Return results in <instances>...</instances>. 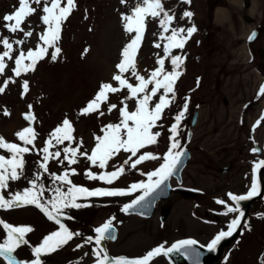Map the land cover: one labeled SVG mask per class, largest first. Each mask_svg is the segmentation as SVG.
Listing matches in <instances>:
<instances>
[{
  "label": "rangeland",
  "instance_id": "obj_1",
  "mask_svg": "<svg viewBox=\"0 0 264 264\" xmlns=\"http://www.w3.org/2000/svg\"><path fill=\"white\" fill-rule=\"evenodd\" d=\"M179 1L182 0H162L165 11L175 17L169 26V30L172 27L180 28L179 24L186 22L189 27L194 26L196 31L183 48L186 51L182 55L183 63L180 69L182 74L175 82V90L177 89L175 99H178L177 94L179 92L189 91L194 83L198 81L202 83L201 88L194 92V104L189 108L187 120L183 116L180 121L188 124L196 107L195 102H197L200 106V115L190 143L193 158L189 161L184 176H186L188 183L204 187L207 190L213 189L215 185H220L225 178H229L231 183L236 185L239 180L244 179L243 172L252 173L251 167H248L251 164H244L246 158L244 156H249L252 159V164H254L255 159L259 160L260 156L264 154V120L261 119L264 117L263 95L257 94V103L245 108V103L258 90L259 80L264 75V61L258 65L262 74L254 65L258 60H262L257 51L259 48H264V28L259 39L252 45L254 48L252 55L247 49L245 39V35L251 26L260 20L264 21V0H249L248 5L251 3L249 8L243 5V0H190V2L187 0L192 10L191 17H185L174 8ZM141 2L142 0H123V2L122 0H74L71 13L62 22L60 39L54 45L48 46L44 45L39 37L47 31V25L42 20L43 15H45L43 7L45 3L50 6L51 0H41L40 4L31 0V6L36 9V12L22 23L21 27L24 31L18 30L15 33L9 31L5 26L9 22L4 21L3 16L12 13L14 8H18V0H0V55L7 51L2 43L3 39H8L9 43L12 44L11 58L5 57L6 67L3 73H0V81L2 79L5 81L3 95H0V137L8 143H16L22 147L26 146L35 150V152H26L33 159V161L29 160L30 163H37L38 157L44 154L42 149L51 138V133L58 126H61L65 119L71 122L74 129L72 132L74 139L64 141L63 144L72 148L79 147L78 154L82 157L77 162L78 167L75 172L87 163L95 174L110 172L115 170L114 166H119L123 164L125 159H128L130 153L121 150L117 156L108 162L106 169H100L98 165H92L87 157L82 155V153L91 155V151L96 145L95 137H97L93 134L94 129L102 120L118 112L119 108L123 106L121 100L130 94L128 90L109 93L107 103L117 105V109H113L111 112L108 111L107 104L103 103L99 110V112L104 113L103 115H100L99 112L81 114V110L94 98L103 83H111L114 87H119V82L115 81L113 77L119 74L117 65L123 59V49L136 35L135 32L126 30V22L123 16L130 15L132 9ZM66 3L67 0H62L61 6H66ZM252 7H255L254 12H251ZM243 14L251 16L250 22L245 20ZM162 17L163 14L161 17H148L146 19L143 39L135 55V69L146 79L147 73H151L154 68L159 67L158 59L165 56L164 45L167 41L161 40L160 36L161 34L167 36L169 32L164 33L159 24ZM29 31L32 32V36L25 35ZM17 41H23V43H17ZM156 43H159L161 47H155ZM41 46L46 47L47 52L42 59L37 61L34 70L21 72L17 76L14 71L15 60L19 57L20 52L23 51L27 54L28 51H35ZM57 47L61 50L58 54L55 53ZM53 55L56 56L55 59L52 58ZM165 62L169 63V58H166ZM24 63L28 64L31 61L25 60ZM123 76L134 85L139 83L136 77L132 75L131 69ZM25 81L28 83L27 92L24 91L23 87ZM0 87H2L1 82ZM151 88L149 87V90ZM156 102H158V97L153 98L152 103L155 104ZM127 104L129 111L135 109L134 100H128ZM180 112L182 109L178 111L176 116ZM28 115H32L33 119H27ZM173 118L172 122L175 123V117ZM255 118L261 120L260 126L255 131L258 135L257 138L261 140L262 154L260 155L252 152L247 153V147L250 145L248 135L250 137L252 135L251 126ZM164 121L166 123L165 119ZM27 127L33 128L36 134L33 144L29 145H25L16 135ZM155 129L156 131L161 129L159 131L163 138L161 150L166 144L170 147L172 133L170 134L169 130H165L164 126L159 124ZM186 131L187 127L184 136ZM80 141L83 143L80 144ZM185 142L184 139L180 148ZM54 143L55 140L53 139ZM54 148L53 146L50 147L49 151L64 152L62 147L57 149L54 146ZM180 148L176 151H179ZM147 152H152L155 155L159 153L160 155L157 156L160 159L144 161L136 168H131L132 161H129V164L124 165L125 172L117 182L128 180L130 175H135L140 168L159 167L160 160L165 153L157 152V149H148ZM26 153L23 154V169L17 170L20 176L22 173V178L25 180L19 181V178L18 185L19 182L25 184L32 180H41V175H38L37 171L27 170ZM0 156L10 159L12 154L8 149L0 148ZM59 158L55 159L56 163H59ZM132 160L135 158L132 157ZM231 162L234 165L231 170L225 173L220 171L221 168L226 167ZM61 166L62 164H59L58 169L49 168L44 176L49 175L50 169L57 173V176L62 175L67 170L65 169L66 165ZM35 167L36 165L33 166V169ZM69 175L72 173L69 172ZM69 179L75 181L73 178L69 177ZM45 188H49L45 190L50 192V183L47 182ZM4 192L0 190V194L2 193L6 199H11L12 194L8 195L7 192ZM166 203L167 201L160 202L158 211ZM169 204L173 205V209L168 220V226L178 228L177 235H196L198 232L208 230L202 229L204 226L197 221L198 219L188 215V210L193 204L191 200L174 196ZM180 205L185 207L179 209ZM18 208V206H14V210ZM254 208L257 209L254 212L255 215L257 214V218L264 215V197L257 201ZM4 214L5 212H2V216ZM35 218L41 224L40 220H37L39 216ZM187 219L192 222H186ZM49 220L50 235L52 232L58 231L60 225L55 220ZM157 222L156 216L147 221L131 219L125 225L121 236L124 238L115 245L116 251L138 253L140 248H149L152 244L160 241L162 235L158 231ZM254 222L256 224V221ZM257 224V235L247 237L243 242L242 249L236 254L235 252H227L223 262L220 263V260L219 264H237L235 262L238 259L240 260L238 264H264V244L260 238L264 235V220L259 221L258 218ZM45 228L48 229L49 225H46ZM37 232L41 234V228ZM164 235L171 239L172 236L168 233V227ZM133 236L140 238L134 240L132 239ZM125 238H128L125 241L127 243L122 245L125 243ZM4 239H7V236ZM69 243L64 248H68ZM73 243L69 246H72ZM18 247L24 252H29L27 243H21ZM59 249L51 253L57 254ZM74 254L77 253L71 252V256ZM255 261L257 263H254ZM154 264H164V261L160 259Z\"/></svg>",
  "mask_w": 264,
  "mask_h": 264
},
{
  "label": "snow or ice",
  "instance_id": "obj_2",
  "mask_svg": "<svg viewBox=\"0 0 264 264\" xmlns=\"http://www.w3.org/2000/svg\"><path fill=\"white\" fill-rule=\"evenodd\" d=\"M36 4H40L41 0H34ZM123 2V0H122ZM190 2V0H188ZM62 0H51L50 6L45 3L43 7L42 20L45 25H47V31L40 35L39 39L43 41L44 45L52 46L60 39L62 22L67 19L69 14L74 7V0H67L66 6H61ZM18 8H14V11L3 16V20L7 23L5 26L9 31L15 33L18 30L24 31L21 27L22 23L27 17L36 12V9L31 6V0H18ZM163 17L159 20V24L163 29L164 33L169 32V26L174 20V15H170L165 11L163 7L162 0H142L141 3L137 4L131 11L130 15H124L123 19L126 22L125 27L128 32H135V37L131 40L129 44L123 49V59L117 65L119 69V74L115 75L113 79L119 82V87H114L111 83H103L99 91L96 93L93 99H91L87 105L81 110V114H89L93 112H99L101 104H107L108 111L111 112L113 109H117L116 104L107 103L109 100V93H118L127 89L130 93L123 100H121L122 107L119 108L120 121L119 123H109L103 129L104 135L95 137L97 143L91 151V155L87 153H82L91 162L92 165H98L100 169H106L108 162L117 156L121 150L131 155L128 159L123 161V164L119 166H114V171H105L100 174H95L91 171L86 173V176L90 180H100L107 184H112L114 181L118 180L125 172L124 165L131 162L130 167L136 168L137 165L141 164L147 160H158L159 156L152 152H144L137 157V153L141 149H145L149 145H155L158 142V137L161 135L160 132L153 131V128L157 126V122L162 119L164 109L168 108L171 103V99L175 98L174 85L176 80L182 74L178 69L183 63V57L180 55L171 56V64L174 66L173 71L165 70V59L171 55L172 49H183L188 38L196 31L195 27L184 28H174L171 29V35L161 34L160 39L166 40L167 43L164 45L165 57L159 58L157 63L159 67L150 73L149 78H145L140 75L135 69V55L142 42L143 34L146 28V19L148 17L157 18ZM185 17H191V12H185L183 14ZM186 32V35H183ZM26 36H32V32L29 31L25 33ZM255 36V33H253ZM252 37H250L251 39ZM7 51H4L0 55V73H3L6 65L4 63L5 57L11 58L10 53L12 50V44L9 43L8 39H3ZM17 43H23V41H17ZM160 48L161 45L156 43L154 45ZM60 48L55 49V53L60 52ZM47 52L46 47H39L35 51H28L25 54L23 51L20 52L19 57L15 60V74L19 76L21 72H26L29 70H34L35 65L38 60L42 59ZM56 58L55 55L52 57ZM25 60L31 61V63H24ZM131 69L132 75L136 77L139 81L137 84H132L126 79L123 74ZM154 85L149 91L148 86ZM24 91L28 90L27 81L24 82ZM163 89V94L158 97V102L154 105L152 104L153 98L157 97ZM4 91L3 87H0V93ZM169 94H172L171 99ZM260 94L264 95V86L260 89ZM128 100L135 101V109L129 111ZM185 111L187 110V104L184 105ZM103 115V112H99ZM184 116V112H180L175 117V123L171 125L170 131L171 136V146L168 148L167 153L163 157V163L160 164L158 168L154 171L147 173L148 182L140 181L139 183H133L129 189L121 188H95L89 190L86 187L77 186L72 183L69 179V171H64L62 175L55 176L56 180L62 181L69 185L67 192L62 191L60 188L55 189L57 195L48 204L41 203L42 193L44 191L43 186L37 188L36 181H31L32 187L25 188L23 192H16L11 199H6L3 194H0V208H11L14 206H20L21 204H33L41 208L49 219L55 220L57 224L60 225L58 231L52 232L50 235L44 237L43 242L33 249L36 255V259L31 262V264H41L40 256L41 253H51L56 251L58 248L67 244L69 240L73 238L74 235H79V233H73L68 230L60 221V215L63 208H80L84 205L77 203L79 197H114V196H125L129 195L131 192L142 189L143 194L138 196L130 204H125L123 206V211L128 212L134 206L140 204L147 197H149L153 192H155L164 182L173 174L176 166L180 162V157L183 152L176 151L180 148L179 141L176 139L178 135V125ZM29 120L33 119L32 115L26 117ZM264 120V117H261ZM259 125V121L257 122ZM71 122L68 119L63 120L62 125L58 126L52 133L51 138L46 142V146L42 149L44 153L43 162L40 167L43 168L45 172L48 171L47 161L50 157L59 158L61 153L56 151L52 153L49 148L53 146V139L56 144H63L64 141H72L74 137L72 136ZM25 145L33 144L35 140V131L31 127L24 128L22 131L16 134ZM83 142L80 141V144ZM0 148H6L11 153L10 159H6L4 156H0V190L8 187V181L18 180L20 178V173L18 169H23L24 159L23 154L28 152L30 149L28 147H22L16 143H8L0 137ZM258 149L253 148L252 151L255 152ZM66 153L64 159L69 162V164H76L78 161L76 159L77 153L79 152V147L72 148L66 147L63 149ZM132 157H137L132 160ZM264 167V160H260L255 164V169L259 170ZM72 174L75 173V169H71ZM258 194V181H253L251 185V190L244 195H233L229 193L231 200L239 202L248 199L252 196ZM220 204H225V201H217ZM51 206V210L49 206ZM228 213H239V215L232 219L228 225L227 231H220L218 235L208 244L209 250L215 249L216 245L225 237L232 236L234 231L240 225L241 219L244 213L239 210L238 207H227ZM227 214V213H226ZM114 219V217H113ZM0 224H3L4 228L7 229V239L4 243L0 244V256H4L8 260V264H24L22 261H17L12 256L13 251L21 244L27 243L24 239L26 233L32 232L33 229L27 226L14 227L11 224L5 223L0 220ZM112 228V220L103 224L101 227L95 229L98 234L95 237V244L97 245V250L95 255L97 257L96 264H109V257L105 250L101 246V242L106 238L111 237L110 230ZM92 237H88L87 241L91 242ZM197 241L192 239L180 240L173 244L171 247L165 248L163 244L158 247L153 248L148 251L146 255L142 258L128 259L125 257H119L114 259V264H149L154 257L160 256L161 254L167 255L169 253L185 249V254H187V247L195 245ZM77 247H82V245H77ZM102 257V258H101Z\"/></svg>",
  "mask_w": 264,
  "mask_h": 264
},
{
  "label": "water",
  "instance_id": "obj_3",
  "mask_svg": "<svg viewBox=\"0 0 264 264\" xmlns=\"http://www.w3.org/2000/svg\"><path fill=\"white\" fill-rule=\"evenodd\" d=\"M263 168V167H262ZM261 168V169H262ZM257 172H260V169L257 170ZM256 196V195H255ZM254 197V196H253ZM245 205H248V201L245 202ZM220 245H218L214 250L212 251H205L206 254L205 256L202 258V261L204 262V264H213V262L217 259L218 255H219V249ZM194 259V258H193ZM192 259V260H193ZM193 264H197V262L195 260L192 261Z\"/></svg>",
  "mask_w": 264,
  "mask_h": 264
},
{
  "label": "bare ground",
  "instance_id": "obj_4",
  "mask_svg": "<svg viewBox=\"0 0 264 264\" xmlns=\"http://www.w3.org/2000/svg\"><path fill=\"white\" fill-rule=\"evenodd\" d=\"M252 9H253V10H251V12H254V11H255V7H252ZM249 29H250V28H249ZM248 31H249V30H248ZM248 31H247V32H248ZM246 34H247V33H246Z\"/></svg>",
  "mask_w": 264,
  "mask_h": 264
},
{
  "label": "flooded vegetation",
  "instance_id": "obj_5",
  "mask_svg": "<svg viewBox=\"0 0 264 264\" xmlns=\"http://www.w3.org/2000/svg\"><path fill=\"white\" fill-rule=\"evenodd\" d=\"M259 65V64H258Z\"/></svg>",
  "mask_w": 264,
  "mask_h": 264
}]
</instances>
